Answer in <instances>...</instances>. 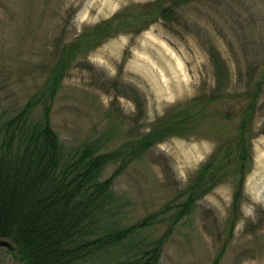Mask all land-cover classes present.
<instances>
[{
	"label": "rangeland",
	"instance_id": "rangeland-1",
	"mask_svg": "<svg viewBox=\"0 0 264 264\" xmlns=\"http://www.w3.org/2000/svg\"><path fill=\"white\" fill-rule=\"evenodd\" d=\"M147 1L0 0V114H13L39 91L45 75L39 62L72 4L76 12L69 37L125 5ZM180 14L176 23L158 20L138 33L120 32L74 60L51 112L66 152L80 151L97 139L106 142L105 149L114 148L128 138L138 107L122 84L140 91L141 122H148L171 104L193 97L203 82L214 84L209 43L221 49L233 70L243 45L251 52L264 47V0L199 2L183 7ZM42 108L39 105L35 114ZM263 121L264 105L257 112L255 132ZM233 128V122L213 116L199 135L170 137L131 160L116 176L109 219L127 226L151 214L155 218L127 239V254L123 247L112 249L114 260L140 256L168 232L155 264H214L221 253L217 264H264V133L253 139V162L237 209L233 207L237 187L231 177L177 222H173L175 206L164 211L182 199L179 190L193 178L218 138ZM117 165L110 163L103 178ZM0 264H18L15 244L6 237H0Z\"/></svg>",
	"mask_w": 264,
	"mask_h": 264
},
{
	"label": "trees",
	"instance_id": "trees-1",
	"mask_svg": "<svg viewBox=\"0 0 264 264\" xmlns=\"http://www.w3.org/2000/svg\"><path fill=\"white\" fill-rule=\"evenodd\" d=\"M221 1L225 0L132 3L106 19L85 25L73 37H69L70 22L76 6L67 9L59 34L39 62L45 71L39 91L13 114H0V237L14 242L18 264H155L168 232L152 248L141 250L140 256L112 258L113 248L123 247L127 254V239L155 218L151 214L127 226L109 219L115 202L113 181L131 160L154 145L174 136L199 135L213 116L233 122V130L218 138L193 178L179 190L182 199L168 204L164 211L175 206L173 222H177L192 211L199 199L231 177L237 187L233 207H239L253 162V139L257 133H264V121L254 131L257 112L264 105V47L254 48L258 54L253 58L250 55L255 51L243 45V55L233 70L221 49L209 43L214 84L203 82L193 97L171 104L148 122H141L144 100L140 91L122 84L138 109L128 138L118 147L105 149L106 142L97 139L86 142L80 151L66 152L51 122L56 95L78 56L87 55L120 32L138 33L158 20L176 23L181 19L180 10L188 4ZM39 105L43 108L36 115ZM114 162H118L116 169L103 178L107 166Z\"/></svg>",
	"mask_w": 264,
	"mask_h": 264
}]
</instances>
